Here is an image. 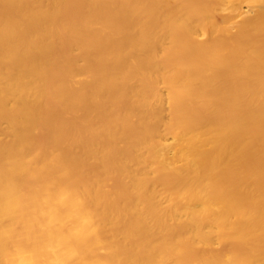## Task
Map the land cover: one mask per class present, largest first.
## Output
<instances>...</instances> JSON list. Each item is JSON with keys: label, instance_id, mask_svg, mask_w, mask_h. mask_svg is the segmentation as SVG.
<instances>
[{"label": "bare ground", "instance_id": "1", "mask_svg": "<svg viewBox=\"0 0 264 264\" xmlns=\"http://www.w3.org/2000/svg\"><path fill=\"white\" fill-rule=\"evenodd\" d=\"M0 264H264V0H0Z\"/></svg>", "mask_w": 264, "mask_h": 264}]
</instances>
